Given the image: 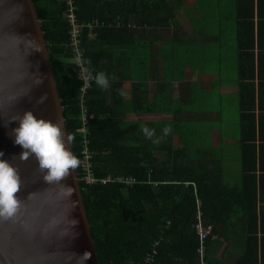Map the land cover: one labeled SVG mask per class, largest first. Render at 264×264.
Here are the masks:
<instances>
[{
  "label": "trees",
  "instance_id": "trees-1",
  "mask_svg": "<svg viewBox=\"0 0 264 264\" xmlns=\"http://www.w3.org/2000/svg\"><path fill=\"white\" fill-rule=\"evenodd\" d=\"M32 1L61 99L65 127L75 135L72 150L81 159L82 137L78 130L82 124L80 89L83 81L70 46L71 28L63 17L65 0ZM137 1L138 6L133 8L129 6L130 0H74L79 22L97 20L103 23L83 32L86 69L106 71L113 54L120 53L117 51L123 48L125 34L143 31L154 37L159 26L170 27L163 13L166 0H160L161 8L154 7L157 0ZM185 1L177 0V5H184ZM232 2L234 65L242 109L241 84L246 82L253 89V82L261 80L264 0ZM128 24L140 25L143 30H130ZM146 41L152 43L153 40ZM161 42L164 44L167 40L161 39ZM89 60L90 65L87 63ZM114 61L118 62V59ZM122 84V81L116 82V87L122 89ZM107 90L92 81V88L86 95L88 113L93 116L88 121L92 170L98 178L108 175L132 177L137 183L88 185L82 180L81 166L77 169L97 264H144L147 256H150L148 264H198V240L193 228L196 210L199 206L206 212L209 199L215 201L219 172L215 169L213 177L209 178L201 167L193 165L204 154L191 156L192 153H185L184 145L171 154L165 151V143L169 142L170 146V134L161 140L159 151L157 143L142 135L140 126L123 123L112 107L99 106H106ZM147 94L145 89L143 98ZM120 98L121 95L118 100ZM239 122L242 126L243 119ZM154 146H158V150ZM160 155L161 162L158 159ZM170 158L175 161L171 167L168 165Z\"/></svg>",
  "mask_w": 264,
  "mask_h": 264
},
{
  "label": "crops",
  "instance_id": "crops-1",
  "mask_svg": "<svg viewBox=\"0 0 264 264\" xmlns=\"http://www.w3.org/2000/svg\"><path fill=\"white\" fill-rule=\"evenodd\" d=\"M232 3L186 0L177 5V0H166L163 13L170 27L159 26L154 37L140 25L128 24L142 33L125 34L120 53L108 61L106 72L110 80L113 74L117 79L110 81L106 106H99L112 107L125 124L154 128L157 136L170 127L165 151L171 154L184 145L191 156L204 154L193 165L209 178L217 169L215 201L209 199L206 212L200 209L213 228L206 264H264V62L253 89L241 84L240 109L235 47L221 46L227 25L234 31ZM129 4L135 8L138 1ZM154 7L161 8L162 2L157 0ZM218 42V48L209 47ZM119 81L126 93L120 100ZM157 144L161 151V140ZM158 159L163 161L161 155ZM174 162L170 158L168 165Z\"/></svg>",
  "mask_w": 264,
  "mask_h": 264
},
{
  "label": "water",
  "instance_id": "water-1",
  "mask_svg": "<svg viewBox=\"0 0 264 264\" xmlns=\"http://www.w3.org/2000/svg\"><path fill=\"white\" fill-rule=\"evenodd\" d=\"M34 6L32 0H0V151L20 170L16 195L24 201L16 218L0 220V264H97L77 169L61 184H49L34 157L19 159L22 148L14 143L19 122L13 119L26 110L62 121L68 133ZM64 185L75 189L71 197ZM85 250L91 253L86 262L78 259Z\"/></svg>",
  "mask_w": 264,
  "mask_h": 264
},
{
  "label": "clouds",
  "instance_id": "clouds-1",
  "mask_svg": "<svg viewBox=\"0 0 264 264\" xmlns=\"http://www.w3.org/2000/svg\"><path fill=\"white\" fill-rule=\"evenodd\" d=\"M87 63L90 65L91 61ZM86 75L87 82L94 81L103 90L110 86V78L106 71H94L88 67ZM116 79L113 74L111 80ZM41 82L38 77L37 84ZM117 92L121 96L126 94L123 89H117ZM46 99L47 95H42L36 103L42 104ZM13 120L19 122V126L12 130L14 143L22 148L19 159L27 161L30 157H34L38 163V170L44 174L43 179L47 183L61 184V181L70 175V171L80 167L79 157L67 146L74 142L75 135L62 131V121L53 122L42 117L37 118L32 110H26L23 115L17 114ZM140 127L144 135L152 139L153 143H158L171 133L170 127L163 129L162 136H157L155 129L145 124H141ZM3 156V151H0V220L7 221L18 216L24 201L16 195L22 186L20 170L9 160L3 159ZM64 187L71 197L75 189L67 185ZM78 259L86 262L91 259V253L85 250Z\"/></svg>",
  "mask_w": 264,
  "mask_h": 264
},
{
  "label": "built area",
  "instance_id": "built-area-1",
  "mask_svg": "<svg viewBox=\"0 0 264 264\" xmlns=\"http://www.w3.org/2000/svg\"><path fill=\"white\" fill-rule=\"evenodd\" d=\"M64 19H67L70 25V46L74 52V62L77 67L80 69V77L83 81V85L80 89V100L82 107V124L79 128L78 132L82 137V151H81V169H82V180L85 184L94 185L101 184L106 185L111 182H120L125 185H132L137 183V181L132 177H113L108 175L103 178H98L93 170L91 163V155L89 152V130H88V121L92 118V115H89L88 109L86 106V95L87 92L92 88V81L87 82L86 75V66L84 63V52L82 50V36L83 32L89 28L90 30L94 29L97 26L102 25L103 23H99L97 20L89 22V23H81L78 20V16L76 13V6L74 4V0H65V10L63 13ZM193 228L197 234L198 247H197V255H198V264H206L205 255H206V243L205 240L210 237L212 232V225L210 223H206L203 220V214L200 210V207H197L195 222L193 224ZM150 261V256H147L144 260V264H148Z\"/></svg>",
  "mask_w": 264,
  "mask_h": 264
},
{
  "label": "rangeland",
  "instance_id": "rangeland-1",
  "mask_svg": "<svg viewBox=\"0 0 264 264\" xmlns=\"http://www.w3.org/2000/svg\"><path fill=\"white\" fill-rule=\"evenodd\" d=\"M230 29H231V31H230ZM219 43L220 42L212 43V44H210L209 47H214V49H216V48H218ZM221 46L222 47H229L231 49H233L235 47V44H234V31H233V27L232 26L230 28V26L227 25V31L225 33V39H223L221 41Z\"/></svg>",
  "mask_w": 264,
  "mask_h": 264
}]
</instances>
